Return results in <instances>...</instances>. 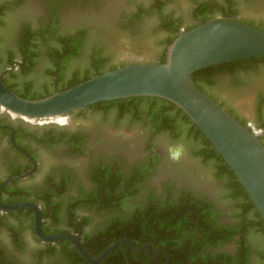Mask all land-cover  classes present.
<instances>
[{
	"label": "flooded vegetation",
	"instance_id": "af4514ba",
	"mask_svg": "<svg viewBox=\"0 0 264 264\" xmlns=\"http://www.w3.org/2000/svg\"><path fill=\"white\" fill-rule=\"evenodd\" d=\"M239 1L124 0L128 10L122 17L123 21H118L111 30L98 32L86 27L89 31L85 36L75 32L78 34V45L74 48L76 55L69 63L66 75L69 77L75 71H81L79 76H86L82 69L91 66L88 60L93 55L104 59L105 70L147 62L135 59L115 61L114 57L116 47L136 55L152 30L164 35L162 49L165 50L170 38L208 19H234L264 29L263 23L240 16L237 10ZM244 1L254 6L264 0ZM176 2L183 3V17L168 9ZM229 8L235 10L234 15L225 14ZM130 39L137 42V46ZM14 50H1L0 64L9 62ZM263 57L223 63L238 62L233 69L235 74L231 69H223L205 89L264 144ZM160 58L150 62H159ZM14 61L20 64V57L16 56ZM5 70L7 73L0 69L1 76L15 93L22 97H35L34 87L25 85L21 77H15L9 68ZM18 70L17 65L12 71ZM36 71L28 77L35 79ZM70 81L64 78L51 89L55 91L60 83L68 85ZM221 91H255L254 114L260 118L259 122H249L246 115L242 116L217 97L215 93ZM126 103L124 105H131L128 112L125 110L126 113L119 116L122 119L134 118L142 127L139 133L151 132L153 138L172 135L157 128L158 122L144 109V103ZM86 109L92 108L88 106L66 116L83 114ZM95 109L117 114L121 106ZM175 121L177 132L187 133L188 129L193 132L189 123H181L180 118ZM196 135L190 134V137L197 145L195 151H199L205 144L203 139L194 137ZM38 137L46 141L41 142ZM90 140L89 133L69 127L35 128L29 121L13 118L0 107V184L33 168V161L23 151L37 164L33 174L13 180L2 188V202L38 205L44 235L69 233L78 236L93 257L100 256L110 245L120 243L104 261L96 264H258L260 258L264 264L261 257L264 253V219L236 183L232 185V169L227 168L228 164L221 162L212 150H209L207 162L200 155L195 156L196 160L212 169V178L199 174L196 168H184L178 170L177 177L159 181L164 167L170 172L176 169L174 165H165L163 152L154 148L141 150L133 144L120 149L98 150L92 147ZM55 141L57 143H53ZM90 150L94 157L88 163L87 160L82 165L72 163L74 157H87ZM97 151L101 153L100 157L94 155ZM38 152L51 153L54 158L43 165ZM115 155L116 158H110ZM134 156L135 159L129 161ZM219 184L222 200L208 191ZM228 191L233 194L232 199L227 197ZM243 204L248 207L244 212ZM34 219L31 210H0V264H91L68 239L51 243L42 241L37 236ZM4 231L8 234L7 239L1 238Z\"/></svg>",
	"mask_w": 264,
	"mask_h": 264
},
{
	"label": "water",
	"instance_id": "95a60500",
	"mask_svg": "<svg viewBox=\"0 0 264 264\" xmlns=\"http://www.w3.org/2000/svg\"><path fill=\"white\" fill-rule=\"evenodd\" d=\"M264 56V29L234 19H208L180 31L167 49L165 63L144 62L108 70L71 88L41 99H26L12 91L0 74V107L13 118L32 124L60 123L58 119L88 106L132 97H157L181 108L196 124L216 151L232 169L264 219V144L235 116L202 91L193 74L201 69L236 60ZM13 132V130H12ZM12 141L14 139L12 136ZM23 151V150H22ZM5 179L2 188L16 179H24L36 170ZM2 212L31 210L37 236L44 242L68 239L91 264L104 261L120 243L110 245L100 256L93 257L80 237L69 233L44 235L42 215L31 202L5 204Z\"/></svg>",
	"mask_w": 264,
	"mask_h": 264
},
{
	"label": "rangeland",
	"instance_id": "374dc122",
	"mask_svg": "<svg viewBox=\"0 0 264 264\" xmlns=\"http://www.w3.org/2000/svg\"><path fill=\"white\" fill-rule=\"evenodd\" d=\"M146 2V0H140ZM182 2H176L174 5L169 6L170 11H174L176 15L183 17ZM260 5H250L244 0H240L237 10L242 18L254 19L259 23L264 24V1ZM9 5V7H17L9 10L4 16L3 26L0 25V48L2 50L14 49L16 46L17 39L24 25H29L34 29H39L43 22H50L48 15L52 14L51 11L56 9V16L60 25V34H71L78 30L86 27H92L98 32L111 30L112 26L123 21L122 17L128 10V4L124 0H0V6ZM124 19V18H123ZM117 20V21H116ZM155 27V26H154ZM155 30V29H154ZM131 40V39H130ZM164 35L159 32L152 30L150 36L144 43V46L138 50L136 55H132L126 52L123 48L116 47L115 61L121 59H135L140 61H156L163 54L162 47L164 46ZM137 46V42L132 41ZM43 60V59H42ZM44 61V60H43ZM40 62L36 71L39 79H46L49 81V86L52 85L50 78H44L47 70L52 68L49 62ZM50 66V68L48 67ZM89 69L86 66L82 71ZM36 77V78H37ZM70 77V76H69ZM45 85H42V88ZM41 89V88H40ZM217 97H220L231 107H234L242 116H245L251 123L259 122L260 118L255 116L254 104L256 94L255 91H244V92H216ZM238 109H237V108ZM102 109H86L83 114H74L71 116H65L62 123H49V124H33L35 128L39 127H50V126H61L77 129L81 132L89 133L91 137L92 147L99 149H120L121 147H130L131 144L138 147V149H151L154 148L157 151L163 152L166 159L165 165H174L176 169H172V172L166 170L158 177V180H164L168 178H175L178 176V170L184 168H196L199 174L204 175L207 178H212V169L206 167L205 164L201 163L200 160H196V146L194 139L190 140L187 138V133H183L180 137L169 136H157L153 138L151 134L142 135L139 133L141 130L140 125L138 126L134 118L122 119L119 114L115 112L106 113L100 112ZM116 110V109H115ZM259 118V119H258ZM89 144V143H88ZM182 144L185 149V154L179 162H173L168 157V148L173 145ZM91 147V148H92ZM94 152L91 150L88 152L87 157L78 158L74 157L72 163L76 165H82L85 163L84 160H91L94 156ZM104 153V152H103ZM100 157L98 151L94 154ZM41 162L46 164L47 160L54 158L51 153L38 152ZM116 158L110 156V158ZM56 158V157H55ZM139 158V157H137ZM142 158V157H141ZM135 159V156L130 158L129 161ZM210 195L216 196L220 200L223 199L221 190V184L214 185L209 190ZM1 238L7 239L8 234L4 231ZM258 264H263L261 258Z\"/></svg>",
	"mask_w": 264,
	"mask_h": 264
},
{
	"label": "trees",
	"instance_id": "16d2710c",
	"mask_svg": "<svg viewBox=\"0 0 264 264\" xmlns=\"http://www.w3.org/2000/svg\"><path fill=\"white\" fill-rule=\"evenodd\" d=\"M15 7V6H14ZM9 7V5H2L0 6V25L4 22V16L9 10L15 9V8ZM52 14L48 15L50 18V22L46 23L43 22L41 27L39 29H34L30 27L29 25H24L21 29V32L19 34V37L16 42L15 50L10 54V61L3 62L0 64L1 72H6V68H9L12 73H14L15 77H21V81L25 83V85L34 87V94L35 97H23L26 99H41L44 97H47L55 92L63 91L68 88H71L83 81H86L90 79L93 76L102 74L108 70H105V63L104 59L100 58L98 56H92L88 60V62L91 64L89 69L86 71H82L86 74V76L81 77L80 72L81 71H75L70 77H67L66 70L69 66V63H71L72 58L76 55L75 47H77L78 43V34L80 36H85L88 33V29L82 28L78 30L76 33L71 34H60V23L58 22V18L56 16V9L51 11ZM227 15H234L235 10H231L230 8L227 9L225 12ZM3 26V25H2ZM177 36H174L170 38L167 41L166 48L160 58V63H165L167 60V49L172 44V42L176 39ZM2 49L0 48V51ZM16 56L20 57V64L16 63L14 61V58ZM44 61H43V60ZM264 59V57H263ZM1 60V59H0ZM49 62L52 64V68L47 70V73L45 74L44 78H50L52 85H55L57 82H61L64 78L67 80H71L70 83L67 84H59L60 87L57 90H52V85L49 86V81L46 79L43 81V79L37 78H31L30 76L33 72L38 69V65L40 62ZM2 61H0L1 63ZM45 62V63H46ZM247 62V61H243ZM238 62H234L231 64H219L214 65L208 68L201 69L193 74V79L196 83V85L204 91L208 96L209 94L206 92L205 88H209V86L214 82V77L216 74H219L222 72L223 69H231L233 72L232 74H235L234 66L237 65ZM19 66V70L17 72L12 71L16 66ZM116 68H111L109 70H113ZM1 74V73H0ZM28 77V78H26ZM71 78V79H70ZM214 78V79H213ZM4 83V78L2 77ZM233 82V86L235 85V82ZM42 85H45V88H42ZM8 86V85H7ZM38 86V87H37ZM9 87V86H8ZM10 88V87H9ZM41 88V89H40ZM11 89V88H10ZM46 89V91H45ZM13 91V89H11ZM17 94V93H16ZM20 96V95H19ZM22 97V96H21ZM210 97V96H209ZM212 98V97H211ZM213 99V98H212ZM127 102V103H126ZM152 104H149L151 103ZM159 102L161 106L159 105ZM141 104L144 103V106L149 115L152 116V119L156 121L158 125V129L165 130L171 132V134L174 137H180L182 136L183 132H177V126H176V119L180 118L181 123H189L192 127V133L188 129L187 138L191 140L190 134L196 133L197 135L194 136L198 139H203V142L205 144L204 148L196 151V154L204 159L205 162L209 161V150L213 151V154L217 155L221 162L225 163L224 159L221 157V155L216 151V149L212 146V144L209 142V140L204 136V134L200 131V129L194 124V122L189 118V116L181 109L178 108L175 104H173L170 101H167L165 99L157 98V97H132L127 99H120V100H113V101H104L100 102L94 105H91L90 108H108L111 105H118L121 106V109H118V114L121 115L123 113H126L128 108L131 105H124V104ZM125 106V108H124ZM106 110V109H105ZM126 110V111H125ZM139 110H143V108H139ZM125 111V112H124ZM128 112V111H127ZM175 113V114H174ZM180 115V117H178ZM39 141H46L44 138H39ZM53 143H57L56 141ZM73 148L76 150V146L74 145ZM227 165V164H226ZM227 168L229 166L227 165ZM230 169V168H229ZM232 173V185L236 183V185L239 187V190L244 193L247 198L251 202V206L256 207L253 203V201L250 199V196L247 194L245 188L242 186V184L239 182L237 177L233 172ZM21 173H18L19 175ZM16 176V175H13ZM227 197L229 199H232L233 194L228 191ZM94 199V198H92ZM90 199V200H92ZM15 203V202H14ZM12 204V203H10ZM241 207V205H240ZM243 212L248 210V207L246 204L242 205ZM12 214H17L18 212H11ZM264 224V223H263ZM262 259L264 258V253L261 254Z\"/></svg>",
	"mask_w": 264,
	"mask_h": 264
},
{
	"label": "clouds",
	"instance_id": "9594fccd",
	"mask_svg": "<svg viewBox=\"0 0 264 264\" xmlns=\"http://www.w3.org/2000/svg\"><path fill=\"white\" fill-rule=\"evenodd\" d=\"M185 154V149L182 144L173 145L168 148V157L173 162H179Z\"/></svg>",
	"mask_w": 264,
	"mask_h": 264
},
{
	"label": "bare ground",
	"instance_id": "6f19581e",
	"mask_svg": "<svg viewBox=\"0 0 264 264\" xmlns=\"http://www.w3.org/2000/svg\"><path fill=\"white\" fill-rule=\"evenodd\" d=\"M64 121V119H58V122L62 123Z\"/></svg>",
	"mask_w": 264,
	"mask_h": 264
}]
</instances>
